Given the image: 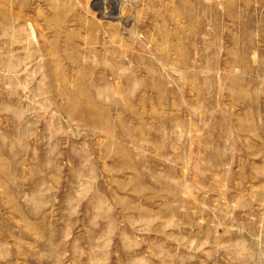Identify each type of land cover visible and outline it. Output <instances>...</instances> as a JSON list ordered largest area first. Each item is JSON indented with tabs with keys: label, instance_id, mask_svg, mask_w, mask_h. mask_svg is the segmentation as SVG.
Returning a JSON list of instances; mask_svg holds the SVG:
<instances>
[{
	"label": "rangeland",
	"instance_id": "1",
	"mask_svg": "<svg viewBox=\"0 0 264 264\" xmlns=\"http://www.w3.org/2000/svg\"><path fill=\"white\" fill-rule=\"evenodd\" d=\"M110 2L0 0V264H264V0Z\"/></svg>",
	"mask_w": 264,
	"mask_h": 264
},
{
	"label": "bare ground",
	"instance_id": "2",
	"mask_svg": "<svg viewBox=\"0 0 264 264\" xmlns=\"http://www.w3.org/2000/svg\"><path fill=\"white\" fill-rule=\"evenodd\" d=\"M106 2V1H105ZM118 5H119V0H111L110 2V6H109V12H106L107 13V18L109 19H116L117 17H114V15L116 13H118ZM120 7V6H119ZM107 8V7H106ZM104 11V10H103ZM102 11V12H103ZM101 12V10H100ZM116 16V15H115ZM119 16V15H118ZM85 19V18H84ZM120 19V18H119ZM127 29V28H126ZM131 31V30H130ZM73 32V31H72ZM132 32V31H131ZM90 36V35H89ZM92 37V36H91ZM94 38V37H93ZM88 41H90L89 39H87ZM92 40V39H91ZM93 42V40L91 41ZM108 47V46H107ZM55 56V55H54ZM53 56V57H54ZM58 71V70H57ZM81 90V89H80Z\"/></svg>",
	"mask_w": 264,
	"mask_h": 264
}]
</instances>
